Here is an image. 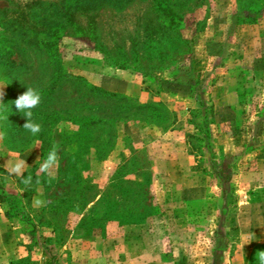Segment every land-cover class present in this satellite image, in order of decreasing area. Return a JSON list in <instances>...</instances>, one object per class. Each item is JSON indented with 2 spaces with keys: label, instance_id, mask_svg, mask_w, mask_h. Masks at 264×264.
I'll return each mask as SVG.
<instances>
[{
  "label": "rangeland",
  "instance_id": "obj_1",
  "mask_svg": "<svg viewBox=\"0 0 264 264\" xmlns=\"http://www.w3.org/2000/svg\"><path fill=\"white\" fill-rule=\"evenodd\" d=\"M237 14L250 19L233 26ZM50 41L107 96L54 88L37 106L54 115L25 150L0 141V264H42L43 251L69 263L83 242L135 230L147 264H260L264 0H0V47L21 68L7 102L0 77L9 143L22 139L9 102L51 79ZM79 104L104 122L59 120ZM54 147L59 166L41 172Z\"/></svg>",
  "mask_w": 264,
  "mask_h": 264
},
{
  "label": "trees",
  "instance_id": "obj_2",
  "mask_svg": "<svg viewBox=\"0 0 264 264\" xmlns=\"http://www.w3.org/2000/svg\"><path fill=\"white\" fill-rule=\"evenodd\" d=\"M28 15H30V17H33V14L28 13ZM249 17L248 16H234L233 17V26H237L240 24L245 23L246 21H249ZM2 27V26H1ZM5 24H3V29H5ZM20 35H23L22 33H20ZM50 37V36H49ZM49 37H45L46 39H50ZM53 45V42H44L43 44L40 43V46L43 47V50L46 52V55H48V59H51L44 67L49 71V73L51 74V79L47 80V81H40V80H34L32 81V83L28 84L27 82H24V87H31L34 89H37L40 91L41 93V99H44L46 96H48L49 92L51 90H53L54 88L57 90H61L62 88L66 87L68 90L72 89L74 92L76 93H83V92H87L88 94H93V95H105V97L107 96V94H105V92H102L101 90H99L98 88H95L93 86H90L89 84H87L83 79L77 77V76H73L71 74H69V72L66 71V69H64L61 66L60 63V59L58 56L57 51L55 50V48L51 47ZM0 66H1V70H0V77L2 78L5 88H6V97H5V102L8 101V99L10 97H12L13 95V87H14V82H16L15 78H12L10 76V74L13 71L19 70L20 68V64L16 63L14 60H10L8 61L7 59L9 57L12 56V53L14 52L13 48H3L0 47ZM19 52V49L16 48L15 52ZM20 52H22L20 50ZM27 68H24L23 70H26ZM14 103V101L9 102V105H12ZM197 104L199 106H203V108H205L208 113L211 115V110H212V106L211 104H209V106L206 108L205 107V103L201 100L198 99L197 100ZM5 103H3V107H4ZM39 107H36L34 109H32L33 112V120L36 123H39L41 125V121H43L45 118L48 119L50 116H53L54 113H50V114H46L45 112H42V110H40ZM75 110H63L58 112V114L61 115V117L59 118L60 121H66V122H71L73 121L74 123H78L79 126H84L85 124H89V125H95L97 123H103L104 121L92 116L91 114L87 115V116H83L81 114L82 111H84L83 109L85 108L82 104H79L77 106H75ZM22 116L18 115L14 118V120H12L13 122H16L18 119L21 120V123H19V134L22 139L16 142H7V140L4 138L3 140V145L7 148L8 151L11 152H19L22 150H25L30 142L36 138V136L38 135L35 134H31L29 131L25 130L22 126L23 124L26 122L25 118L23 117V112L21 114ZM45 117V118H44ZM42 126V125H41ZM49 128V127H48ZM43 128H41L42 130ZM49 129L46 128V133L48 132ZM64 139V141L66 140L63 136L61 137ZM0 174H5V172L3 170L0 169ZM0 191H2V186H0ZM0 201H3V197L0 194ZM261 248H264L263 246H258L257 250H260ZM43 257L45 258L42 264H56V262H53L52 259H54L52 256L51 258H47V254L45 251L42 252ZM254 264H259V262H256Z\"/></svg>",
  "mask_w": 264,
  "mask_h": 264
},
{
  "label": "crops",
  "instance_id": "obj_3",
  "mask_svg": "<svg viewBox=\"0 0 264 264\" xmlns=\"http://www.w3.org/2000/svg\"><path fill=\"white\" fill-rule=\"evenodd\" d=\"M116 235L83 242L72 261L65 264H147L148 257L152 259L148 234L135 230L129 239Z\"/></svg>",
  "mask_w": 264,
  "mask_h": 264
},
{
  "label": "clouds",
  "instance_id": "obj_4",
  "mask_svg": "<svg viewBox=\"0 0 264 264\" xmlns=\"http://www.w3.org/2000/svg\"><path fill=\"white\" fill-rule=\"evenodd\" d=\"M5 93L3 88H0V101L3 100ZM41 102V93L39 90L34 88H27V90L19 95L14 100L15 108L18 112H23V117L25 118L26 122L23 124V128L29 131L31 134L35 135L41 131V125L36 123L33 120V112L32 109L36 108ZM2 103V102H0ZM2 119H8L7 116L0 117ZM6 136V132L0 131V141L4 140ZM53 166H59V160L57 155V149L54 147L48 154L47 159L41 164L40 171L46 172ZM26 167V163L24 160H19L12 168L11 173H15L16 175H22L23 170ZM30 177L25 179L23 182L28 184L30 182ZM259 260L260 264H264V251L259 252Z\"/></svg>",
  "mask_w": 264,
  "mask_h": 264
}]
</instances>
